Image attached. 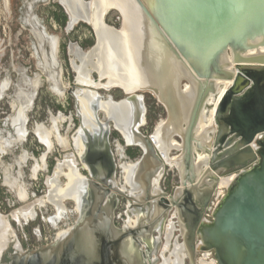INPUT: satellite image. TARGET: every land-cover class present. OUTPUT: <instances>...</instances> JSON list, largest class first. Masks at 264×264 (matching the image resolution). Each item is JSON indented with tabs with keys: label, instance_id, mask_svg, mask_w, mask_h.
<instances>
[{
	"label": "water",
	"instance_id": "water-1",
	"mask_svg": "<svg viewBox=\"0 0 264 264\" xmlns=\"http://www.w3.org/2000/svg\"><path fill=\"white\" fill-rule=\"evenodd\" d=\"M128 1V9L115 5L108 11L119 14L121 27L128 13L133 16V60L145 69L149 84L129 91L101 89L121 90L126 101L138 104L143 117L142 95L137 93H152L164 107L162 132L169 141L180 139L170 148L179 151L181 159L176 168L179 185L172 194L154 188L153 181L168 165L170 149L168 153L159 149L161 125L149 135L139 132L143 124L138 115L129 128L130 145L142 150L131 176L130 191L136 197L115 184L114 167L109 168L110 177L87 172L92 191L87 213L49 244L34 250L18 248L7 264H152L151 234L170 211L189 264L195 263L197 252H213L216 264H264V0ZM102 80L97 77L94 82ZM207 106L214 109L213 120L203 130L200 123L206 122ZM63 151L62 160L73 158L81 168L85 160L72 144ZM197 153L203 156L199 166ZM254 160L257 163L247 169ZM233 168L241 171L217 203L212 221H202L218 184L216 172ZM210 178L213 182L207 184ZM119 197L132 202L138 228L115 226ZM35 204L36 199L17 210ZM17 210L9 216L0 214L1 223L14 221Z\"/></svg>",
	"mask_w": 264,
	"mask_h": 264
},
{
	"label": "rangeland",
	"instance_id": "rangeland-1",
	"mask_svg": "<svg viewBox=\"0 0 264 264\" xmlns=\"http://www.w3.org/2000/svg\"><path fill=\"white\" fill-rule=\"evenodd\" d=\"M82 1L84 3L90 2V0ZM55 11L66 16V23L63 26L59 25L53 19L51 13ZM34 18L38 21V26L33 24V20H35ZM104 22L107 26L114 28L115 30H119L121 27L120 16L115 11H108L105 15ZM70 24V16L60 0H0V83L3 81H10L8 90L3 96H0V127L5 119L8 120V118H13L14 109L11 106L19 103V101L16 100V94L21 85V74L24 73L31 81L37 78L40 79V85L35 91L32 106L27 113L26 128L28 135L26 137V142L22 146V149L26 150L36 159L46 154V149L38 143L33 134V129L35 126L39 125V123L46 122L49 113L54 115L61 113L67 118H70V120H67V122L61 126L60 135L62 137L65 136L69 140V146L72 144L71 136L79 125V118L76 114V101L71 94H68V91H70L74 85V79L77 78L75 68L83 66L86 70H91L90 78L93 81L99 77L98 71L94 68L98 62L97 59H86L82 62L75 55L76 49H80L83 53H87L96 46L97 40L95 32L90 25L81 20L77 21L74 25ZM42 32L48 37L46 38L47 40L43 38V35L41 34ZM35 35H40L42 37L40 46ZM52 40H55L57 45L55 66L52 65L50 59ZM89 43L91 44L89 45ZM45 66H47V69ZM44 81L49 83L51 90L52 84L54 83L59 91L64 92V97L61 98L52 91L53 94L49 90L48 85L43 84ZM60 81L62 82V89L59 88ZM105 81L106 80L104 79L101 83L103 84ZM19 82L20 84L16 91V85ZM50 82L52 84H50ZM75 87L94 90L84 86ZM97 91L100 95H111L114 100H120L124 97L121 90L117 88H113L110 91H105L103 89ZM137 94L146 95L148 93L143 92ZM143 104V108L146 110V116L145 123L140 127L139 132L143 135H149L160 121L166 119V111L156 100L148 97L147 99L145 98ZM213 110L212 106L206 107V122L202 121V125L209 124L210 119H212L211 117H213ZM56 119H53V124ZM0 130H2V127ZM5 132L6 131H3V136H7V132L6 135ZM112 137L117 140L119 136H116L114 132L111 131L109 137L110 141ZM172 140L180 144V139L178 137H173ZM131 148L133 149V147L126 148L125 152L127 153ZM178 155L179 154L176 151L170 152L171 157ZM63 156V148L61 149L55 146L51 152L46 154V171H39L34 178L32 177L33 173L31 175L32 162H27L23 169V181L26 185L25 189L28 192L29 199L25 202L17 204L12 194L2 185V179H0V214L9 216L12 211L21 208L27 202L44 197L47 193L46 177L51 176L55 163L57 161H63L65 158H70L66 156L62 160ZM197 156L198 163L199 160L201 161L203 159V156L201 153H197ZM12 160V156H5L4 166L12 163ZM202 168L204 169V167ZM166 173L170 176H166V180L161 181V185H165V188L166 186L168 187L169 181H171V176L174 175V169L168 168ZM215 175L222 177L219 172ZM230 177L231 176L227 177V179H220L218 185L220 187L226 186L225 183L228 182ZM116 181L119 182L118 174L116 175ZM208 182L209 181H207V183ZM172 183H174L173 186L177 184L176 181L173 180ZM122 205H124V202L121 206ZM121 206H118L114 214L116 225L120 222L117 217L124 212ZM53 211V208L48 205L43 208H38L36 220L29 223L27 226L17 225L10 220L11 227L15 230L17 239L20 241L23 250H34L40 247L43 238L48 235V233L54 238L57 231L63 229V225L61 224L57 226L58 230H54L49 224L48 218L53 214ZM170 217L171 215H166L164 222H171ZM75 218V216H71L69 223H74ZM34 229L38 230L40 233L39 240H36L32 233ZM176 229L180 230L179 227H176ZM179 234L180 231L175 232L174 237H177ZM153 236H155V234ZM177 241L179 244L182 243L180 238H178ZM161 245L162 242L159 244L156 253L150 256L151 258H157L153 264H159L161 262L158 257ZM202 260H200V263H202ZM203 262L208 264L210 261L203 260ZM185 264H187V261Z\"/></svg>",
	"mask_w": 264,
	"mask_h": 264
},
{
	"label": "bare ground",
	"instance_id": "bare-ground-1",
	"mask_svg": "<svg viewBox=\"0 0 264 264\" xmlns=\"http://www.w3.org/2000/svg\"><path fill=\"white\" fill-rule=\"evenodd\" d=\"M60 1L70 16V20H71L70 25H74L77 21L81 20L87 23L88 25H90L93 31L95 32V36L97 40L96 46L93 47L87 53H83L79 49H76L75 55L82 62H84V60L86 59H92V58L97 59L98 62L96 63V66L93 67L98 71L99 78H104L106 80L105 83L103 84L99 82L96 83L90 78L91 70H86L83 66L75 68L77 72V78H76L77 84L87 88L89 87L94 89V90H89V89L74 90L75 92L74 95L77 99L78 112L83 121V125L86 126V128L90 131L92 129L97 128L98 126L97 112H102L107 117L112 116L110 120L111 119L113 120L116 129L122 133L127 144H129L132 141V137L127 132V126L130 123L128 122L129 120H127V117L129 116L131 110V116H132L131 121L135 122V119H137V116L139 114L137 109L135 108V104L129 103L126 100H121L120 102L117 101L118 102L117 104H113V100H111L109 97L100 98L97 90L101 88L120 87L124 90L129 91L131 89H139L146 87L149 84L150 78L147 75V72L145 71V69H141L137 67L134 64V60H133L134 59L133 51H132L133 46L131 43L132 40L131 28L133 27V23L135 22V20L132 18L133 16H130V13H128L124 19L122 27L119 30H115L114 28L107 26L104 22L105 15L112 6L119 5L124 9H128L130 7V2L128 0H90L89 3H84L82 0H60ZM134 18L136 19L135 16ZM33 24L38 26V21L36 19L33 20ZM35 37L37 38L40 46L42 42V37L40 35H35ZM51 51H52L50 54L51 63L53 66H55L56 65L55 55L57 51V45L55 40H52L51 42ZM167 64H165V66L163 65L164 68H166ZM45 67L47 69V66ZM169 67H171V65H169ZM174 72H173L174 74L177 73L176 69H174ZM8 84H9L8 81L3 82V85L1 86V90L7 87ZM50 84L52 83L50 82ZM39 85H40V79L37 78L31 81L25 76L24 73L21 74V85H20L21 87L19 86L18 92L16 94V100L19 101V103L14 104L12 106V108L16 111V115L11 119L2 122L3 124L2 130H0V156L2 154L7 153L6 151L9 150L13 145H20L26 141V137L28 135V131L26 128L27 113L29 112L32 106L35 91L37 90ZM51 88L56 95H58L61 98L64 97V92L59 91L54 83L52 84ZM223 90L224 89H222V91ZM226 99H229V97H227ZM182 110H184V108ZM211 118L212 119H210L209 124L213 120V117ZM58 120L63 121V119L58 118L55 120V122ZM141 121H143V119H141ZM163 122L164 121H160L157 124V127L161 125L160 126L161 128H159V131L161 132H162ZM208 125L205 124L202 125V123H200V128L205 130L208 127ZM103 126L106 127V125ZM41 129H43L42 126L37 125L33 129V134L35 133L40 134ZM3 131L7 132V136H3ZM46 135L47 138L51 137L50 132H46ZM39 137L41 141H43L46 144V147L49 150V148L52 146L51 141L46 140L45 136L39 135ZM55 137L58 144L63 149L68 147L67 139L65 138L61 139L56 134ZM72 145L76 150V155L80 157L85 149L81 134H77L73 138ZM177 145L178 144L172 139L170 141L168 140V135L166 131L163 130V132L160 135L159 149L162 152L168 153V150L172 146L175 148ZM202 161L203 160L201 161L199 160L197 166H199ZM16 165L18 169H20L21 167L20 160L17 162ZM168 165L169 167H175L180 169L181 167L180 157L176 156L173 158H169ZM134 166H135L134 162L129 164H123L121 166L123 171L122 178L124 183L121 185V187H119V189L124 193H130V195H134L130 191V187L132 186L131 175L134 170L133 169ZM77 169L78 168L75 166V159L73 158H65L63 161L57 162V165L53 173V177L49 180L50 181V184L48 186L49 193L46 196L37 199L35 206L23 210L15 211L12 215V218L16 222V224L18 223L19 216L22 217L23 220H26V218H33L35 212L37 211L36 209L42 207L46 202H50L57 205L60 201H62L67 196H69L70 194L69 188L71 187V185H73V183H75L76 179L79 176ZM36 172H37V168L34 167L32 172L33 177L36 176ZM61 176L67 179L66 185H60L58 183V178ZM80 177L82 176L80 175ZM231 179H228V182L225 183L226 186L229 185ZM157 182L158 179H155L153 181V185L155 186ZM16 183L17 182H14L12 184L9 183L10 184L9 187L17 193V196L20 199H25L27 197V191L25 189V186L23 184L18 185ZM4 221H2L3 223H1L0 221V252L4 250V247L10 242L14 234V232L11 230V226H10L11 224L9 223V220L8 221L4 220ZM134 223H136L135 219L128 218L127 224L129 226L132 227ZM64 233L65 232H59L58 233L59 237L64 235ZM167 236H168V232H167ZM185 256L186 253L184 251L183 245L174 242V250L171 252L168 258L164 259L162 264H181ZM201 264H207V263L202 261ZM208 264H212V263L208 262Z\"/></svg>",
	"mask_w": 264,
	"mask_h": 264
},
{
	"label": "crops",
	"instance_id": "crops-1",
	"mask_svg": "<svg viewBox=\"0 0 264 264\" xmlns=\"http://www.w3.org/2000/svg\"><path fill=\"white\" fill-rule=\"evenodd\" d=\"M29 10H31V9H29ZM41 34L43 35V38H45V39L48 38L45 35V33L42 32ZM41 75H43V74H41ZM74 81H76V78L74 79ZM3 82L0 83V96H3V94L8 90V88L10 86V81H9L8 86L5 87L3 90H1V86L3 85ZM20 82L16 85V91H17V87L20 84ZM43 84H47L49 87V90L52 92V90L50 89V85L47 81H44ZM75 86H81V85H78L76 83ZM59 88L62 89V82L61 81L59 83ZM76 89H81V88L75 87L74 90H76ZM74 94H75V92L73 91L72 97L75 99L76 105H77V99H76ZM123 95H124V93H123ZM99 97L100 98L101 97L102 98L109 97L111 100H113V104H117L121 100H125V95L120 100H114L113 97L109 94H107V95H100L99 94ZM135 108L138 111V104H135ZM76 114H77V117L79 118V125L75 129V131L73 132V134L71 136V142H73V138L77 134H81L85 149H84V152L82 153V155L80 157L84 158L85 162L81 164V168L77 169L79 176L76 179L75 183H73V185H71V187L69 188V193H70L69 196L64 198L57 205L50 203V202H46L42 207H39V208H43V207L48 205V206H51L53 208V210H54L53 214L48 218V221L54 230H58V228H57L58 225H60V224L63 225L62 226L63 229H60L57 231V233L55 234V237L53 238L52 241H54L56 238L59 237V235H58L59 232L67 233L77 223V221L83 215H85L87 213V211L90 209L91 202H92L91 201L92 191H91L89 184H88V181L90 180V178H89L87 172L90 175L91 174L92 175H98V176H102V175L106 176L107 175V177L108 176L110 177L109 168L114 167L115 169H114V173H113V181L115 182V184L118 185V187H121V185L124 183L123 178H122L123 171H122L121 166L123 164L133 163L131 157H129L127 155V153L125 152V149L132 147V145H130V143L127 144L122 133L116 129L113 120L112 119L110 120V118H112V116L107 117L102 112H97L98 126H97V128L92 129L90 131L86 128V126L83 125V121H82V119L79 115V112H78V105H77V113ZM14 116H15V111L13 110V116L12 117H14ZM139 117L140 118H138V119H143V121H141V123L144 125L145 120H144L143 115L140 114ZM56 118H61V119H63V121L58 120L57 122H54V124H53V119H56ZM131 119H132V116H131V110H130V114L127 117V120H129L128 122H130L129 125L127 126L128 134H130L129 128L133 124V121H131ZM67 120H70V118H67L66 116H64L61 113H57L55 115L49 113L47 121L44 123L43 122L39 123V125L42 126L43 129L40 130V134L35 133L34 136L37 139L38 143L45 147L46 154L51 152L52 149L55 148V146L62 149V147L58 144V142L56 140L55 134L61 139H63V138L67 139L65 136L62 137L60 135V128L62 125H64L67 122ZM103 125H106V127H104ZM111 131H113L116 136L117 135L119 136L117 140L112 137L111 141H110L109 137L111 135ZM46 132H50V134H51L50 138H47ZM5 135H6V132H5ZM39 135L45 136L46 140L51 141V145L53 147L51 146L52 148L50 147L48 150V148L46 147V144L43 141H41ZM24 143H22L20 145H13L9 150L6 151L7 153L2 154L0 156V179H2L1 180L2 185L12 194V196H13V198L17 204H19L21 202H25L29 199L28 192H27V197L25 199H20L17 196V193L13 189H11L9 187V185L14 183V182H17L16 184H18V185L19 184L25 185V183L23 181V169L26 166L27 162H29V161L32 162L31 175H32V170H33L34 166H36V168H37L36 175L39 171H46V159H45L46 154H44V155H42L36 159L33 155L29 154L26 150L22 149V146ZM67 144L69 146L68 139H67ZM17 150H19V151L16 152ZM8 155L13 157L12 163H10L7 166H4V157L8 156ZM19 160L21 162V169L20 170L18 169V167L16 165ZM57 162L55 163V166L51 172V176L46 177V186H47L46 195L49 193V191H48V186L50 184L49 180L53 177V173H54L55 167L57 165ZM116 173L118 174L119 182L116 181V175H117ZM80 175L82 177H80ZM65 179L66 178L63 176L59 177L58 183L60 185H66L67 179H66V181H65ZM25 187H26V185H25ZM54 206H56L57 208ZM125 207H126V210L124 211V213L126 214L127 211L129 213H131V217L136 220V223H134V225L131 227L127 224L128 220L126 219L123 223H120L118 225H116V223L114 222L115 226L117 228H120V229L121 228H132V229L138 228V218H137L138 216H137V214H134V209L132 208V204L129 201H126ZM137 211H139V209H137ZM36 213H37V211L35 212V215L33 218H26V220H23V218L19 216L17 224L20 226H24V225L27 226L29 223L36 220V218H37ZM71 216L76 217L74 223H72V224L69 223V219ZM13 222H15V221H13ZM147 222L148 221H145V223H147ZM175 229H176V227L174 225H172L170 222L165 223L163 220L161 223V226L157 230L153 231L151 234L152 239L154 240L153 243L155 246L152 253H151L152 255H154L156 253V250L158 249L159 244L162 242L160 252H158V255H159L158 257L160 258V261H161L159 264H161L165 258H168L170 256L171 252L174 249V242L179 244L177 241L179 235L177 237H174L175 232H177V229L176 230ZM11 230L14 232L13 237L11 238L10 242L4 247V250H2L0 252V263L1 264L2 263L7 264L9 262V256L14 251H16L18 248H22L20 241L17 239V235H16L15 230L12 229V227H11ZM167 232H168V236H167ZM32 233L35 236L36 240H39V238H40L39 231L34 229ZM154 234H155V236H153ZM165 245H166V247H165ZM141 249L143 251H147V249L144 246ZM152 259L157 260V258H155V257ZM181 264H184V259L182 260Z\"/></svg>",
	"mask_w": 264,
	"mask_h": 264
},
{
	"label": "flooded vegetation",
	"instance_id": "flooded-vegetation-1",
	"mask_svg": "<svg viewBox=\"0 0 264 264\" xmlns=\"http://www.w3.org/2000/svg\"><path fill=\"white\" fill-rule=\"evenodd\" d=\"M146 93H148V94H146V95H142V106L144 107V100H145V98L147 99V97L148 98H150V99H154V100H156L157 101V99L155 98V96L152 94V93H150V92H146ZM229 101V99H226L225 101H224V103H223V105L222 106H220L221 108H220V110L221 109H223L224 108V106H225V103L227 104V102ZM158 102V101H157ZM144 109V120H145V116H146V110H145V108H143ZM165 110V109H164ZM213 113H214V110H213ZM221 115H222V113H220ZM133 147V149L131 148V149H129L128 151H127V155L129 156V157H131V159L133 160V162H135L136 160H138L140 157H141V155H142V150L141 149H139V148H137V147H134V146H132ZM171 151H176L178 154H179V151H177V150H175V149H170L169 150V157L170 158H173V157H176V156H173V157H171L170 156V152ZM255 163H257V160H254V161H252V162H250L249 163V165H248V168L247 169H249V168H251ZM168 168H172V169H174V175L173 176H171V181H169V184H168V187L166 186V188L164 187V186H162L161 185V181H163V180H166V176H170L169 174H167L166 173V170L168 169ZM240 171L241 170H239V169H237V168H233V169H219L217 172H219V173H221V175H222V177H218L217 176V178H218V184L220 183L219 182V180L220 179H227V177H229V176H231L229 179H231V178H233L234 176H236L237 174H239L240 173ZM216 172V173H217ZM172 180L173 181H176V185L175 186H173L174 185V183H172ZM207 181H209L207 184H211L212 182H213V179H208ZM217 184V187H216V189L214 190V192H213V194H212V196H211V199H210V201H209V203H208V205H207V207L203 210V216H202V221H204V222H211L212 221V213H213V211H214V209L215 208H213L212 207V205H211V203H212V201H214V198H215V196H216V194H217V192H221V194H220V198H219V201L221 200V198L225 195V193H226V188H227V186H219ZM179 185V175H178V172H177V170H176V168L175 167H169V165H165V167H164V172H163V175L160 177V179L158 180V182H157V184L155 185L156 187L158 186L159 187V189L161 190V191H163V192H166V193H168V194H172L173 193V191H174V189H175V187L176 186H178ZM155 186H154V188H155ZM134 196L136 197V195L134 194ZM121 200H124V201H121ZM126 199H124V198H120L119 199V202H118V206L120 207L121 206V204L124 202V205H122L121 206V208L123 209V211H125L126 210V207H125V203H126ZM132 203V202H131ZM118 206H117V208H118ZM117 208H116V210H117ZM210 208H211V210H210ZM139 211L142 213V211L143 210H140L139 209ZM127 213H129L128 211H127ZM167 215H171V217H170V219H171V224L172 225H174L175 227H179L178 226V223H177V220H176V217H174V214H173V211H170ZM117 218H119V220H120V222L118 223V224H120V223H123L126 219L128 220V218H131V219H133L131 216L129 217V215L126 217V216H124V212H122L121 213V215L119 216V217H117ZM151 216H150V220H151ZM164 219H161L158 223L160 224V223H162V221H163ZM115 221H116V219H115ZM128 223V222H127ZM177 231H179V230H177ZM178 238H180V240H181V236H180V234H179V236H178ZM181 242H182V240H181ZM153 245H154V243H153ZM152 254H150L149 255V259H151V260H153L150 256H151ZM199 257V258H198ZM210 258H213V252H210V254H208V257L207 258H203V254L202 253H200V252H197L196 254H195V263L194 264H201L200 263V260H206V261H209V259ZM202 260V261H203ZM156 261V260H155ZM154 261V262H155ZM186 261H187V264H189V260L187 259V257L185 256L184 257V264L186 263ZM153 262V263H154ZM152 263V264H153Z\"/></svg>",
	"mask_w": 264,
	"mask_h": 264
},
{
	"label": "built area",
	"instance_id": "built-area-1",
	"mask_svg": "<svg viewBox=\"0 0 264 264\" xmlns=\"http://www.w3.org/2000/svg\"><path fill=\"white\" fill-rule=\"evenodd\" d=\"M220 194H221L220 191L217 192V194H216V196H215V198H214V201H212L211 205H212L213 208H215L216 205H217V203L219 202ZM210 210H211V208H210ZM52 240H53L52 235H49V233H48V235H46V236L43 238V240H42V242H41V244H40V247L43 246V245H47V244H49ZM36 249H37V248H36ZM208 254H210V253L203 254V258H204V257L207 258V257H208ZM209 261H210L212 264H216V263H215V260H214L213 258H210Z\"/></svg>",
	"mask_w": 264,
	"mask_h": 264
},
{
	"label": "trees",
	"instance_id": "trees-1",
	"mask_svg": "<svg viewBox=\"0 0 264 264\" xmlns=\"http://www.w3.org/2000/svg\"><path fill=\"white\" fill-rule=\"evenodd\" d=\"M58 12V11H57ZM56 11L51 13L53 19L55 22H57L59 25L63 26L66 23V16L62 13H57ZM91 43H89L90 45Z\"/></svg>",
	"mask_w": 264,
	"mask_h": 264
}]
</instances>
